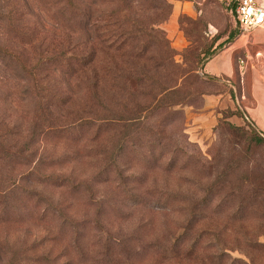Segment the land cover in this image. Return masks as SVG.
<instances>
[{"label":"rangeland","instance_id":"1","mask_svg":"<svg viewBox=\"0 0 264 264\" xmlns=\"http://www.w3.org/2000/svg\"><path fill=\"white\" fill-rule=\"evenodd\" d=\"M215 4L196 3L195 16L178 18L182 45L164 28L171 9L160 24L168 45L154 44L141 59L123 55L119 71L113 59L103 73L98 60L72 74L43 71L24 100L15 92L26 82L0 58V264H104L108 244L115 264H264V134L240 109L249 96L240 74L230 87L200 70L213 52ZM140 10L134 4L131 13ZM223 13L230 35L242 34ZM26 14L30 38L11 37L0 21L1 45L25 61L91 49L73 26L35 4ZM222 89L235 109L211 106L210 95ZM81 120L106 123L105 130L79 141L46 133ZM35 169L67 184L40 182ZM23 173L28 179L14 184ZM27 187L42 195L49 215L91 221L80 228L87 236L78 248L58 221L36 217L37 196ZM181 233L198 237L197 250L166 256ZM149 245L166 253L130 256ZM42 254L49 263L33 258Z\"/></svg>","mask_w":264,"mask_h":264},{"label":"trees","instance_id":"2","mask_svg":"<svg viewBox=\"0 0 264 264\" xmlns=\"http://www.w3.org/2000/svg\"><path fill=\"white\" fill-rule=\"evenodd\" d=\"M34 4L38 6L40 11L43 10L46 15L52 16L60 22L66 21L73 26L83 39L91 42L92 46L89 52H84L83 54L61 51L59 54L39 57L34 63H29L17 51L0 43V58L13 71V76L19 83L26 82V85L19 86L21 90L15 92L20 100H24L28 95L31 96V92L39 88V80L42 77L43 71L48 72L52 70L62 74H72V71L81 72L83 68H87L98 60L100 61L99 71L103 73L109 68L107 61H111V59H113L111 61L113 67L119 71L121 67L120 62L124 59L123 55L141 59L154 44L162 45V42L167 44L164 36L165 33L160 28V24L167 19L172 9V5L168 0H0V21L3 22V28L8 35L17 38L22 36L30 38L34 34V32H29L30 29L22 23V20L27 15L26 12ZM134 4L141 9L139 13H131ZM30 42L32 41H28L27 43ZM97 57H100V59H97ZM82 78L84 80L87 79L85 76ZM105 124L97 120H81L69 123L61 128H49L46 133L58 132L64 135L63 137L66 139L79 141L86 137H93L94 135L91 133L100 135L105 130ZM59 136L58 134L57 137ZM34 137L38 138V135ZM126 140L130 141L131 139L128 137ZM14 158L16 159L17 156L14 155ZM29 173H23L19 177V181L13 179V183L16 184L28 179ZM39 174L41 173L36 171L37 178L42 180L40 182H46L55 186H62L66 183L63 181L65 178L61 176L59 179H56L57 177L52 174H41V176ZM27 188L30 190L28 191V195L35 198L37 196V193H34L36 190L31 187ZM41 196H37L34 203L36 217L39 220H47V217H49L53 222L58 221L59 232L63 228L70 230L71 238L69 243L75 244V247L78 248L77 243L79 244L87 236L81 232L80 228L84 230L91 221L88 219L78 221L70 215L66 216L62 213L49 215V209ZM41 205H44V207L39 210V206ZM93 221L98 223V219H94ZM190 236V234L181 233L179 236L174 237L173 241L178 246H176V250L173 247L172 249H167V253L169 254L161 249L160 246L149 245L141 252H134L130 256L138 260L144 258L141 256L142 252L153 254L160 253L163 250L166 256L173 257L179 253L187 254L196 251L194 243L199 242L198 237L196 236L192 239ZM191 239L193 245L184 249L186 246L184 245L185 242ZM104 247L106 250L101 260L104 264H115L108 257L110 256L109 250L111 246L108 244ZM33 258L43 260L45 263L50 262L44 254ZM241 262L247 264L244 260H241ZM215 263L217 262L215 261ZM64 264H69V262L67 261Z\"/></svg>","mask_w":264,"mask_h":264},{"label":"crops","instance_id":"3","mask_svg":"<svg viewBox=\"0 0 264 264\" xmlns=\"http://www.w3.org/2000/svg\"><path fill=\"white\" fill-rule=\"evenodd\" d=\"M169 1L172 10L164 28L169 31L170 35L176 36L174 43L179 46L185 41L177 29L178 18L183 15L195 16L196 3L203 4L209 0ZM215 1L220 18L208 21V33L214 41L211 48L213 52L200 68L201 75L234 87L232 82L239 73L241 82L246 85L249 95L248 97L245 94L242 96L243 105L240 109L244 117L264 134V28L249 33L240 31L242 33L240 35H230L231 30L228 27H223L224 6L219 0ZM240 60L243 61L242 64L239 62ZM210 96L213 97V100L210 99L212 107L220 102L222 107L236 108L232 96L224 89Z\"/></svg>","mask_w":264,"mask_h":264},{"label":"built area","instance_id":"4","mask_svg":"<svg viewBox=\"0 0 264 264\" xmlns=\"http://www.w3.org/2000/svg\"><path fill=\"white\" fill-rule=\"evenodd\" d=\"M239 31L264 28V0H219ZM242 64V60L239 61Z\"/></svg>","mask_w":264,"mask_h":264}]
</instances>
